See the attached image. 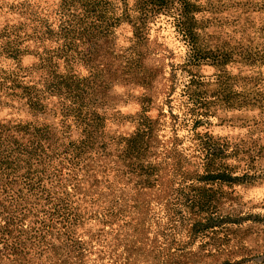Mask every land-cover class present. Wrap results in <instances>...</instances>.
Instances as JSON below:
<instances>
[{"label":"trees","instance_id":"trees-1","mask_svg":"<svg viewBox=\"0 0 264 264\" xmlns=\"http://www.w3.org/2000/svg\"><path fill=\"white\" fill-rule=\"evenodd\" d=\"M0 3L19 20L0 28V114L15 116L0 120V264H190L189 242H210L216 224L232 220L219 214L211 186L237 178L224 163L214 167L236 153L197 132L215 117L211 107L238 102L227 56L199 49V8L192 0H61L45 8L19 0L5 11ZM161 17L189 47L185 68H217L213 81L190 70L184 81L191 155L178 117L170 113L167 137L164 114L150 115L174 85L149 38ZM122 25L131 31L126 48L114 43ZM28 56L35 62L24 66ZM115 81L142 90L137 114L116 108ZM240 108L264 113V99L248 93ZM126 124L131 132L113 130ZM181 224L188 242L176 245L184 251L176 263Z\"/></svg>","mask_w":264,"mask_h":264},{"label":"rangeland","instance_id":"rangeland-1","mask_svg":"<svg viewBox=\"0 0 264 264\" xmlns=\"http://www.w3.org/2000/svg\"><path fill=\"white\" fill-rule=\"evenodd\" d=\"M19 0H0L4 10ZM22 1V0H20ZM40 7L52 6L61 0H29ZM199 8L196 14L199 24V49L211 50L216 54H224L229 59L225 68L231 84L235 88L231 92L236 94V108L224 110L220 104L211 107L214 118L210 123L197 128L201 134L209 133L218 145H228L229 150L236 155L225 160L217 159L214 167L225 164V169L233 181L214 183L211 187L217 200L220 215H229L232 220L217 223L210 242L196 240L187 246L190 264H264V113L259 109L247 111L240 108V102L248 95L264 99V0H192ZM1 4V3H0ZM18 16L0 12V28L5 24H17ZM131 37L130 27L122 25L117 29L114 43L118 48L129 47ZM151 47L158 50V64L164 71L167 80H172V97L162 96L159 107L152 109L150 115L157 119L161 116L164 126L162 135H172V119L170 113L179 118L177 125L178 136L183 139L186 153L191 143V124H181L183 107L186 101L182 97L184 81L188 77L187 71L197 73L206 81H213L217 75V68L213 62H206L199 67L185 68L189 58V47L168 18L161 17L152 26L149 33ZM5 62V63H4ZM2 62L8 67L12 62ZM35 62L33 57H25L24 66ZM85 74V72H84ZM257 79V82L255 81ZM248 80L260 84L256 90H249ZM172 85V84H171ZM216 92L217 87H209ZM142 90L132 86L115 85L109 92L117 109L125 115H134L140 111L137 98ZM15 116L6 108L0 114V120H12ZM113 130L129 133L133 130L130 124L122 127L114 126ZM217 145V146H218ZM234 150V151H233ZM192 161L200 164L193 158ZM187 223H185L186 225ZM181 224L172 250L174 262L179 263L184 251H176L177 244L188 242L185 239V227ZM154 225L152 229H156ZM206 249L212 254L205 258ZM186 251V250H185ZM102 264V263H101ZM110 264V263H103ZM151 264V263H148Z\"/></svg>","mask_w":264,"mask_h":264}]
</instances>
